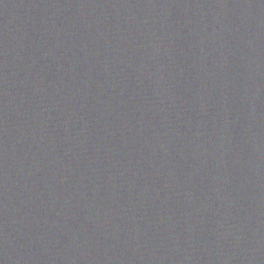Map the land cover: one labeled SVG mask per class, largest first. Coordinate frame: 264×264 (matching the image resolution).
<instances>
[{
    "label": "water",
    "instance_id": "obj_1",
    "mask_svg": "<svg viewBox=\"0 0 264 264\" xmlns=\"http://www.w3.org/2000/svg\"><path fill=\"white\" fill-rule=\"evenodd\" d=\"M0 264H264V0H0Z\"/></svg>",
    "mask_w": 264,
    "mask_h": 264
}]
</instances>
